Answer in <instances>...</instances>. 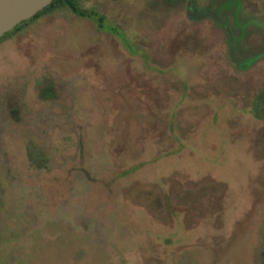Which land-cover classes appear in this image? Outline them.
Returning <instances> with one entry per match:
<instances>
[{
  "label": "rangeland",
  "instance_id": "1",
  "mask_svg": "<svg viewBox=\"0 0 264 264\" xmlns=\"http://www.w3.org/2000/svg\"><path fill=\"white\" fill-rule=\"evenodd\" d=\"M77 5L0 36V264H264V0Z\"/></svg>",
  "mask_w": 264,
  "mask_h": 264
},
{
  "label": "water",
  "instance_id": "2",
  "mask_svg": "<svg viewBox=\"0 0 264 264\" xmlns=\"http://www.w3.org/2000/svg\"><path fill=\"white\" fill-rule=\"evenodd\" d=\"M52 0H0V36L44 9Z\"/></svg>",
  "mask_w": 264,
  "mask_h": 264
},
{
  "label": "trees",
  "instance_id": "3",
  "mask_svg": "<svg viewBox=\"0 0 264 264\" xmlns=\"http://www.w3.org/2000/svg\"><path fill=\"white\" fill-rule=\"evenodd\" d=\"M77 1L78 0H52L44 9L43 11H40V12H37L36 14L33 15V17L31 19H34L35 17H37L38 15H40L42 12L46 11V10H51L53 9L54 7H63V6H68L69 8H71V10L73 12H76L79 16H82V17H85V16H92L96 22H98V27L101 28L103 27V24H102V18L101 17H98L97 14L93 11H84V10H81L79 8V6L77 5ZM198 12L199 11H195V10H192L190 12V17L191 18H198ZM200 13V12H199ZM27 22H24V23H21V24H18L14 27V31L15 30H18L21 26H23L24 24H26Z\"/></svg>",
  "mask_w": 264,
  "mask_h": 264
}]
</instances>
